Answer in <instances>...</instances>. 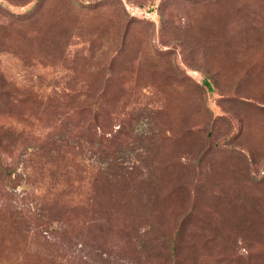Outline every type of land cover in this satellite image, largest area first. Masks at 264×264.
Listing matches in <instances>:
<instances>
[{
	"label": "rangeland",
	"instance_id": "obj_1",
	"mask_svg": "<svg viewBox=\"0 0 264 264\" xmlns=\"http://www.w3.org/2000/svg\"><path fill=\"white\" fill-rule=\"evenodd\" d=\"M0 264H264V0H0Z\"/></svg>",
	"mask_w": 264,
	"mask_h": 264
},
{
	"label": "trees",
	"instance_id": "obj_2",
	"mask_svg": "<svg viewBox=\"0 0 264 264\" xmlns=\"http://www.w3.org/2000/svg\"><path fill=\"white\" fill-rule=\"evenodd\" d=\"M13 182H14V180H13ZM41 237L43 238V240H44L45 242H48V241H47V238H48L47 236H42V234H41Z\"/></svg>",
	"mask_w": 264,
	"mask_h": 264
}]
</instances>
